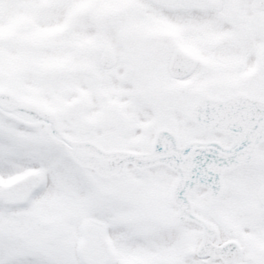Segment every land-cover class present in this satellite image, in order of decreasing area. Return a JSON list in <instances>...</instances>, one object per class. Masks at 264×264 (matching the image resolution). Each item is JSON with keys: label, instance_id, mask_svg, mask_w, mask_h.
<instances>
[{"label": "rangeland", "instance_id": "obj_1", "mask_svg": "<svg viewBox=\"0 0 264 264\" xmlns=\"http://www.w3.org/2000/svg\"><path fill=\"white\" fill-rule=\"evenodd\" d=\"M229 1L248 6L205 15L174 14L149 0H0V90L53 110L68 137L107 151L153 149L163 125L157 121L173 122L164 129L182 146H230L231 135L192 119L208 100L264 104V13L256 0ZM162 30L175 37L164 42ZM216 41L221 45L212 49ZM174 47L200 58L194 74L178 82L166 66ZM104 49L118 57L111 70L100 65ZM173 88L182 89L179 97L167 92ZM85 119L94 129L83 136ZM126 170L146 179L145 190L131 187L127 176L80 167L43 128L0 114V264H85L81 226L90 217L109 224L116 253L110 264H264L257 198L264 141L251 161L222 173L218 191L193 184L187 194L192 214L216 231L214 243L241 244L242 252L225 261L189 253L200 246L203 228L179 213L177 174L164 165Z\"/></svg>", "mask_w": 264, "mask_h": 264}, {"label": "water", "instance_id": "obj_2", "mask_svg": "<svg viewBox=\"0 0 264 264\" xmlns=\"http://www.w3.org/2000/svg\"><path fill=\"white\" fill-rule=\"evenodd\" d=\"M155 3L166 2L168 6H206L211 4L210 0H152ZM180 67L179 74L187 76L196 66V61L186 55L178 58ZM116 63L112 53L105 51L102 64L110 68ZM244 109L248 110L246 117L242 115ZM0 111L27 125L44 124L51 138L61 146L66 147L73 157L82 165L96 168L102 174L108 175L120 172L128 163H136L148 166L158 161H170L176 167L183 182L177 193L181 203L182 213L186 215L187 207L184 201L185 191L193 180H199L218 188L219 182L216 174L209 172L208 167L224 170L233 164L247 160L253 154L254 148L259 140L264 138V105L250 104L242 99H237L228 104L218 101L207 102L194 114L200 123L212 130H223L237 134L242 140L229 150L221 149L215 145H191L184 151H177L173 140L169 137L164 142L166 151L157 152L153 155H137L130 153L105 154L89 144H78L66 138L61 131L57 118L48 112H44L33 105L19 102L9 93L0 92ZM88 130V128H87ZM259 197L264 203V187L259 191ZM205 227L204 243L208 249H201V256L210 255L220 258L234 250V245L228 244L226 248L212 245L208 237L213 234ZM91 227L88 230L84 242V256L90 264H103L110 258V248L102 235L103 228ZM97 232V233H93ZM97 249V251L91 249ZM106 257V259H104ZM104 259V261H100ZM100 262V263H99Z\"/></svg>", "mask_w": 264, "mask_h": 264}, {"label": "flooded vegetation", "instance_id": "obj_3", "mask_svg": "<svg viewBox=\"0 0 264 264\" xmlns=\"http://www.w3.org/2000/svg\"><path fill=\"white\" fill-rule=\"evenodd\" d=\"M222 1V9L220 10V12H222V11H226V9H230L232 12H237L236 10H240L239 9V7L241 6V8H243L244 6L246 7V6H248V5H246V3L244 2H242V1H240V2H236V3H231L229 0H221ZM234 2H235V0H233ZM211 11H214L215 12V10H211ZM231 12V13H232ZM231 15V14H230ZM236 18V17H235ZM163 55V53H161L160 54V56H162ZM169 60H170V54H169ZM170 95H173L174 97H176V96H180V91L178 90V89H173V90H169V91H167ZM163 95H165L164 93L163 94H161L160 93V97L161 98H164V96ZM149 100V99H148Z\"/></svg>", "mask_w": 264, "mask_h": 264}]
</instances>
